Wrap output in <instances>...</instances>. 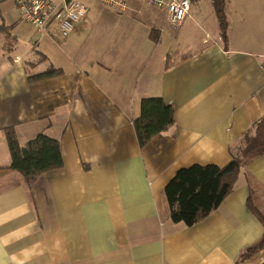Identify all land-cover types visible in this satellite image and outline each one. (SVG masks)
I'll return each mask as SVG.
<instances>
[{"label": "crops", "instance_id": "1", "mask_svg": "<svg viewBox=\"0 0 264 264\" xmlns=\"http://www.w3.org/2000/svg\"><path fill=\"white\" fill-rule=\"evenodd\" d=\"M5 7L0 264H264V250L239 262L264 235L246 180L248 173L264 187V155L193 226L171 221L165 196L180 169L228 165L264 117V0H226V47L219 30L161 59L151 31L139 43L77 48L84 22L64 41L35 33L29 43L21 13ZM155 31L158 43L163 32ZM51 68L61 72L30 82ZM147 98L172 105L175 124L141 148L133 121ZM7 129L21 146L39 134L58 140L64 166L30 186L10 169Z\"/></svg>", "mask_w": 264, "mask_h": 264}, {"label": "trees", "instance_id": "2", "mask_svg": "<svg viewBox=\"0 0 264 264\" xmlns=\"http://www.w3.org/2000/svg\"><path fill=\"white\" fill-rule=\"evenodd\" d=\"M194 1V0H193ZM219 23L220 37L226 47L228 41V19L226 0H212ZM154 41L159 32L151 31ZM61 71H48L31 75L30 82L51 78ZM141 148L175 124L174 108L162 98H147L141 101L140 116L133 121ZM11 154L10 169L21 173L27 183L33 186L42 174L61 169L64 159L60 142L45 134H39L21 146L14 129L5 131ZM245 147L239 156L220 167L214 164L193 165L177 171L175 177L166 185L165 196L169 206L171 221L175 224L193 226L215 212L225 198L233 191L239 175L257 158L264 155V117L255 123L250 133L244 136ZM251 194L248 208L264 226V187L250 174H246ZM264 250V235L258 243L246 249L239 262H243Z\"/></svg>", "mask_w": 264, "mask_h": 264}, {"label": "rangeland", "instance_id": "3", "mask_svg": "<svg viewBox=\"0 0 264 264\" xmlns=\"http://www.w3.org/2000/svg\"><path fill=\"white\" fill-rule=\"evenodd\" d=\"M53 1L61 2L62 0ZM78 1L84 4L88 14L84 21L82 39L77 41V48L81 43H139L152 30L162 29L164 32L169 33L171 29V35L162 33V39L160 38L158 43L152 39L158 46L157 54L161 59L165 52H169V50L185 53L188 48L199 45L206 35L215 38L219 31V23L212 0H194L190 18L177 30H173L174 28L168 26L162 10L153 7L135 3L123 13L113 11L95 0ZM7 5L12 6L14 17L18 18L20 13L13 6L11 0H0V11L4 10ZM22 25L27 36L26 41L30 43L31 38L38 39L36 32L29 25L25 22ZM157 58L158 56H156ZM51 63L52 61H48L44 67L49 66Z\"/></svg>", "mask_w": 264, "mask_h": 264}, {"label": "built area", "instance_id": "4", "mask_svg": "<svg viewBox=\"0 0 264 264\" xmlns=\"http://www.w3.org/2000/svg\"><path fill=\"white\" fill-rule=\"evenodd\" d=\"M116 12H126L130 5L140 3L162 10L165 21L173 30L189 18L193 0H95ZM21 13L22 20L38 34L40 39L64 41L70 38L78 25L87 18L88 10L78 0H12ZM166 35H171V29Z\"/></svg>", "mask_w": 264, "mask_h": 264}]
</instances>
